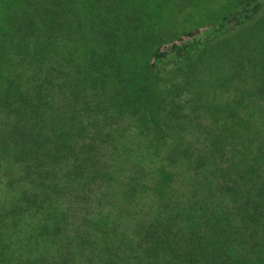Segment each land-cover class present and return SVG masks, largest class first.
Listing matches in <instances>:
<instances>
[{"label":"trees","instance_id":"trees-1","mask_svg":"<svg viewBox=\"0 0 264 264\" xmlns=\"http://www.w3.org/2000/svg\"><path fill=\"white\" fill-rule=\"evenodd\" d=\"M0 264H264V0H0Z\"/></svg>","mask_w":264,"mask_h":264},{"label":"rangeland","instance_id":"rangeland-1","mask_svg":"<svg viewBox=\"0 0 264 264\" xmlns=\"http://www.w3.org/2000/svg\"><path fill=\"white\" fill-rule=\"evenodd\" d=\"M171 4H166L164 5V13L166 15H168V13L170 12V9H171ZM186 9L185 11L184 10H180L178 8H175L173 11H172V14L169 16L170 18L173 19V21L177 22V23H180L181 25L185 26V27H190L194 24V22L196 20H199L198 17H194L195 15V12H193L191 14V16H188V13H189V10L190 8H184ZM187 11V12H186Z\"/></svg>","mask_w":264,"mask_h":264}]
</instances>
